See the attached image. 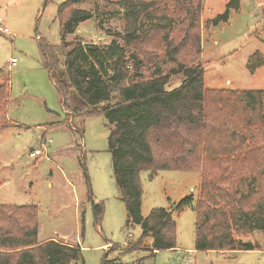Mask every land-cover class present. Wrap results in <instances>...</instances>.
Listing matches in <instances>:
<instances>
[{
    "label": "trees",
    "instance_id": "1",
    "mask_svg": "<svg viewBox=\"0 0 264 264\" xmlns=\"http://www.w3.org/2000/svg\"><path fill=\"white\" fill-rule=\"evenodd\" d=\"M82 1L67 0L58 8L59 46L41 42L40 49L63 109L81 117L101 114L107 121L114 181L126 226L141 228L138 244L152 252L174 248L172 213L190 208L196 217L194 249H256L239 237L264 231V89L204 86L203 0H116L123 9L122 33H112L108 43L67 41L80 22L92 18L78 7ZM238 5L230 0L208 23L227 22L229 9ZM154 34L163 45L158 53L144 47ZM262 64L247 68L255 71ZM174 74L181 80L170 88ZM7 90L0 85V105ZM162 169L198 171L197 195L142 216L139 174L145 170L152 177ZM93 210L98 220L102 207L93 204ZM37 235L36 206L0 204V264L79 260L78 244L39 242Z\"/></svg>",
    "mask_w": 264,
    "mask_h": 264
},
{
    "label": "rangeland",
    "instance_id": "2",
    "mask_svg": "<svg viewBox=\"0 0 264 264\" xmlns=\"http://www.w3.org/2000/svg\"><path fill=\"white\" fill-rule=\"evenodd\" d=\"M229 1L205 0L202 6L204 86L264 89V66L247 68L264 63V0H239L236 10L229 9L227 22L209 24ZM66 2L0 0V28L8 30L0 29V85L8 88L0 105V204L36 206L38 241L78 244L81 253L74 264H264V231L239 237L255 244L253 250L194 249L196 217L190 208L172 213L174 248L152 252L138 244L141 228L126 226L114 181L107 121L101 114L81 117L64 110L44 66L40 43L59 46L57 11ZM78 7L90 11L92 18L80 22L67 41L108 43L112 33H122L123 9L116 0H83ZM173 36L181 37L175 32ZM148 40L145 48L162 50L158 35ZM12 58L15 62L9 64ZM58 58L61 68L63 56L58 53ZM180 80L179 74L172 75L170 88ZM41 145L40 155L28 156ZM199 178L198 171L162 169L152 177L141 171V215L190 194L195 198ZM93 204L102 207L98 220ZM128 243L135 249H127Z\"/></svg>",
    "mask_w": 264,
    "mask_h": 264
},
{
    "label": "built area",
    "instance_id": "3",
    "mask_svg": "<svg viewBox=\"0 0 264 264\" xmlns=\"http://www.w3.org/2000/svg\"><path fill=\"white\" fill-rule=\"evenodd\" d=\"M1 21V19H0ZM3 32H8V30L5 28V27H2L0 28ZM15 62V60L12 58L10 61H9V64H13ZM43 148V146L41 145L39 148H34L32 150L29 151L28 153V156L29 157H36L37 155H40L41 154V149Z\"/></svg>",
    "mask_w": 264,
    "mask_h": 264
},
{
    "label": "crops",
    "instance_id": "4",
    "mask_svg": "<svg viewBox=\"0 0 264 264\" xmlns=\"http://www.w3.org/2000/svg\"><path fill=\"white\" fill-rule=\"evenodd\" d=\"M204 2H205V0H203V6H204ZM202 9H203V7H202ZM264 64V63H263ZM262 64V66L261 67H263L264 65ZM260 67V68H261ZM258 70V69H257ZM32 150V149H31ZM40 241H42V240H40ZM156 251V250H155Z\"/></svg>",
    "mask_w": 264,
    "mask_h": 264
}]
</instances>
